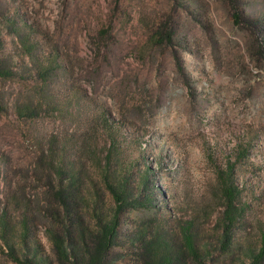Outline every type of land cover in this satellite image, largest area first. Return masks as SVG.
I'll return each mask as SVG.
<instances>
[{
    "label": "rangeland",
    "instance_id": "obj_1",
    "mask_svg": "<svg viewBox=\"0 0 264 264\" xmlns=\"http://www.w3.org/2000/svg\"><path fill=\"white\" fill-rule=\"evenodd\" d=\"M114 217L104 264L264 247V0H0V264Z\"/></svg>",
    "mask_w": 264,
    "mask_h": 264
},
{
    "label": "trees",
    "instance_id": "obj_2",
    "mask_svg": "<svg viewBox=\"0 0 264 264\" xmlns=\"http://www.w3.org/2000/svg\"><path fill=\"white\" fill-rule=\"evenodd\" d=\"M237 15L234 16L235 22H237ZM113 194L115 200L119 202L121 200L122 194L115 191L113 188H109ZM68 190V189H67ZM69 191V190H68ZM227 203L231 207V202L233 198L232 190L227 189ZM61 198L62 191L58 193ZM62 199V198H61ZM117 217H114L112 221L105 224L103 228L99 231L97 235V241L94 243V247L89 251L86 247V251H78L73 247H66L63 240L56 236L54 233H50V238L52 244L56 250V255L60 264H104L106 257V252L109 249L110 245L116 238V222ZM25 232H27V226L24 224ZM4 238V235H2ZM25 234L22 236L23 243H19L18 247H14L11 243H8L6 238H4V244L8 249L9 256L12 261L19 264H49L47 258H45L40 253L39 245L32 244L29 246L25 242ZM186 249L193 255L197 257V251L194 248L192 239L189 235L185 237ZM71 245V244H70ZM143 255L147 259V264H184L183 259V250L174 247H170L166 243H144L143 244ZM264 256V247L261 248L260 252L255 255L252 259L251 264H256L262 260ZM199 264L200 261H195V264Z\"/></svg>",
    "mask_w": 264,
    "mask_h": 264
}]
</instances>
